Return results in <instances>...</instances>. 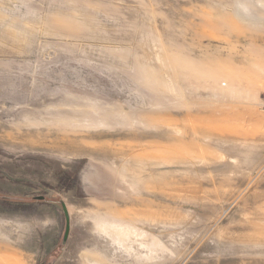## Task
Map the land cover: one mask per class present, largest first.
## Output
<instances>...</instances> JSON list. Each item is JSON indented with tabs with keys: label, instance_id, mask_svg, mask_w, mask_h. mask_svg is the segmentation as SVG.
I'll return each instance as SVG.
<instances>
[{
	"label": "rangeland",
	"instance_id": "374dc122",
	"mask_svg": "<svg viewBox=\"0 0 264 264\" xmlns=\"http://www.w3.org/2000/svg\"><path fill=\"white\" fill-rule=\"evenodd\" d=\"M239 262L264 264V0H0V264Z\"/></svg>",
	"mask_w": 264,
	"mask_h": 264
},
{
	"label": "water",
	"instance_id": "95a60500",
	"mask_svg": "<svg viewBox=\"0 0 264 264\" xmlns=\"http://www.w3.org/2000/svg\"><path fill=\"white\" fill-rule=\"evenodd\" d=\"M62 208H63V211L65 212V207L62 206ZM68 234H69V225H68V222H67L66 223L65 232H64L63 242L66 241Z\"/></svg>",
	"mask_w": 264,
	"mask_h": 264
},
{
	"label": "bare ground",
	"instance_id": "6f19581e",
	"mask_svg": "<svg viewBox=\"0 0 264 264\" xmlns=\"http://www.w3.org/2000/svg\"><path fill=\"white\" fill-rule=\"evenodd\" d=\"M122 216V215H121ZM241 260V259H240ZM245 259H243V261H244ZM254 261V260H253ZM227 262H229V261H226L225 263H227ZM245 262V261H244ZM244 262H242V263H244ZM249 262V261H248ZM255 262V261H254ZM263 262V261H262ZM222 263H223V261H222ZM221 263V264H222ZM240 263V262H239ZM220 264V263H219ZM232 264V263H231ZM234 264V263H233ZM241 264V263H240ZM262 264V263H261Z\"/></svg>",
	"mask_w": 264,
	"mask_h": 264
}]
</instances>
